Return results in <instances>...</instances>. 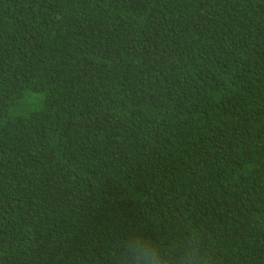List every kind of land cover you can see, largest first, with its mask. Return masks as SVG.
<instances>
[{"label": "trees", "instance_id": "16d2710c", "mask_svg": "<svg viewBox=\"0 0 264 264\" xmlns=\"http://www.w3.org/2000/svg\"><path fill=\"white\" fill-rule=\"evenodd\" d=\"M0 264H264V0H0Z\"/></svg>", "mask_w": 264, "mask_h": 264}]
</instances>
